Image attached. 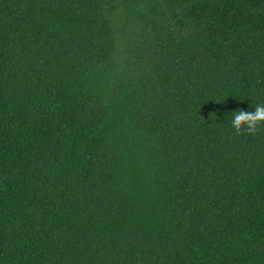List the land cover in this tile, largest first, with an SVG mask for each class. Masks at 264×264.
Wrapping results in <instances>:
<instances>
[{
  "label": "trees",
  "instance_id": "16d2710c",
  "mask_svg": "<svg viewBox=\"0 0 264 264\" xmlns=\"http://www.w3.org/2000/svg\"><path fill=\"white\" fill-rule=\"evenodd\" d=\"M264 0H0V264H264Z\"/></svg>",
  "mask_w": 264,
  "mask_h": 264
},
{
  "label": "clouds",
  "instance_id": "9594fccd",
  "mask_svg": "<svg viewBox=\"0 0 264 264\" xmlns=\"http://www.w3.org/2000/svg\"><path fill=\"white\" fill-rule=\"evenodd\" d=\"M231 126L235 135H255L264 128V104H257L254 111L237 110L232 113Z\"/></svg>",
  "mask_w": 264,
  "mask_h": 264
}]
</instances>
